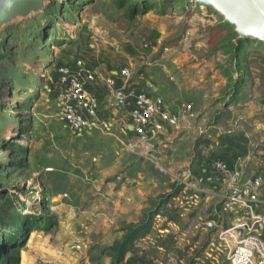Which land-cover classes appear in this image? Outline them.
<instances>
[{"label":"rangeland","instance_id":"obj_1","mask_svg":"<svg viewBox=\"0 0 264 264\" xmlns=\"http://www.w3.org/2000/svg\"><path fill=\"white\" fill-rule=\"evenodd\" d=\"M236 37L192 0L55 1L4 27L0 264H228L222 254L206 259L207 235L192 227L219 197L208 204L184 183L211 189L215 158L264 182V43ZM77 58L102 71H143L180 111L155 159L125 149L126 119L103 89L113 135L66 127L55 72Z\"/></svg>","mask_w":264,"mask_h":264},{"label":"built area","instance_id":"obj_2","mask_svg":"<svg viewBox=\"0 0 264 264\" xmlns=\"http://www.w3.org/2000/svg\"><path fill=\"white\" fill-rule=\"evenodd\" d=\"M148 45H144L147 48ZM55 86L61 101L60 116L67 128L81 133L93 131L113 135V123L101 113L98 96L103 89L113 105L127 119L118 129L125 149L140 157L155 159L152 151L165 128L175 127V111L156 94L152 78L123 65L109 71L91 67L77 58L55 72ZM191 103L181 111H190ZM124 140V141H123ZM161 172H167L154 161ZM214 180L211 189H198L196 182L184 184L196 193H207L210 204L219 197V207L192 222L196 233L207 235L203 253L207 260L222 254L228 264H264V182L259 175L245 174L228 161L215 158L208 164ZM205 182V181H204ZM197 197L195 192L190 198Z\"/></svg>","mask_w":264,"mask_h":264},{"label":"water","instance_id":"obj_3","mask_svg":"<svg viewBox=\"0 0 264 264\" xmlns=\"http://www.w3.org/2000/svg\"><path fill=\"white\" fill-rule=\"evenodd\" d=\"M65 0H0V32L4 27L42 12L50 2ZM202 9L215 10L234 26L236 40L264 43V0H192Z\"/></svg>","mask_w":264,"mask_h":264},{"label":"crops","instance_id":"obj_4","mask_svg":"<svg viewBox=\"0 0 264 264\" xmlns=\"http://www.w3.org/2000/svg\"><path fill=\"white\" fill-rule=\"evenodd\" d=\"M98 96H99V100H100V94H98ZM167 104V103H166ZM102 113V112H101ZM102 115L104 116V114L102 113ZM124 116V115H123ZM105 117V116H104ZM125 117V116H124ZM125 119H127L126 117H125ZM168 128H170V127H167V128H165V131H164V134L165 133H167L168 132ZM143 180V179H142ZM140 181V180H139ZM139 181H138V183H139ZM141 183H142V181H141ZM134 191V193H135V196H137V197H139V195H140V193H141V191H140V189L138 188V186H137V188L136 189H134L133 190ZM133 193V194H134ZM137 194V195H136ZM136 197V198H137ZM138 201H136V203H137ZM140 205V204H139Z\"/></svg>","mask_w":264,"mask_h":264},{"label":"trees","instance_id":"obj_5","mask_svg":"<svg viewBox=\"0 0 264 264\" xmlns=\"http://www.w3.org/2000/svg\"><path fill=\"white\" fill-rule=\"evenodd\" d=\"M122 253H123V251H120V252H119V255H122Z\"/></svg>","mask_w":264,"mask_h":264},{"label":"bare ground","instance_id":"obj_6","mask_svg":"<svg viewBox=\"0 0 264 264\" xmlns=\"http://www.w3.org/2000/svg\"><path fill=\"white\" fill-rule=\"evenodd\" d=\"M33 197H34V196H33ZM33 236H34V235H31V236H30V240H31V238H32Z\"/></svg>","mask_w":264,"mask_h":264}]
</instances>
